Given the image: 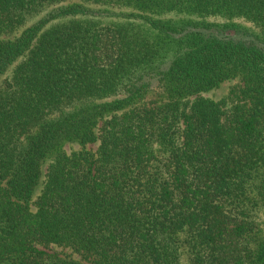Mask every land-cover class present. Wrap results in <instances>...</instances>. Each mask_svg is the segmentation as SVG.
Segmentation results:
<instances>
[{
    "label": "trees",
    "instance_id": "16d2710c",
    "mask_svg": "<svg viewBox=\"0 0 264 264\" xmlns=\"http://www.w3.org/2000/svg\"><path fill=\"white\" fill-rule=\"evenodd\" d=\"M0 264H264V0H0Z\"/></svg>",
    "mask_w": 264,
    "mask_h": 264
},
{
    "label": "rangeland",
    "instance_id": "374dc122",
    "mask_svg": "<svg viewBox=\"0 0 264 264\" xmlns=\"http://www.w3.org/2000/svg\"><path fill=\"white\" fill-rule=\"evenodd\" d=\"M238 22H239L240 25H243L244 27L254 28L250 23H247V22H244V21H241V22L238 21ZM236 83H237V81L226 82L219 89H216V90H213L211 92L205 93L204 96L205 97H209V98H213L215 100H221V99L225 98L228 95L229 91L231 90V87L233 85H235ZM94 147H96V146H94ZM67 149H68V151H72L73 149L77 150V149H79V146H77V145H69L67 147Z\"/></svg>",
    "mask_w": 264,
    "mask_h": 264
}]
</instances>
